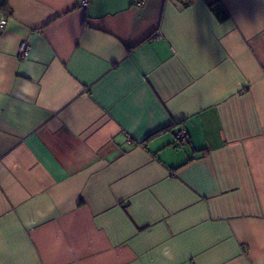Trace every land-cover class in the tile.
Masks as SVG:
<instances>
[{"label": "crops", "instance_id": "0c3cea01", "mask_svg": "<svg viewBox=\"0 0 264 264\" xmlns=\"http://www.w3.org/2000/svg\"><path fill=\"white\" fill-rule=\"evenodd\" d=\"M3 15L0 264H264V0Z\"/></svg>", "mask_w": 264, "mask_h": 264}, {"label": "built area", "instance_id": "2783aa9c", "mask_svg": "<svg viewBox=\"0 0 264 264\" xmlns=\"http://www.w3.org/2000/svg\"><path fill=\"white\" fill-rule=\"evenodd\" d=\"M137 4H140L143 0H134ZM89 0H76V5L81 8L85 9L88 6ZM7 17L5 15L0 17V29H2L6 24ZM28 48V43L26 41L21 42L19 46V55L23 56ZM175 139L179 142H185L188 139V136L184 129H178L175 132Z\"/></svg>", "mask_w": 264, "mask_h": 264}, {"label": "trees", "instance_id": "16d2710c", "mask_svg": "<svg viewBox=\"0 0 264 264\" xmlns=\"http://www.w3.org/2000/svg\"><path fill=\"white\" fill-rule=\"evenodd\" d=\"M179 142V141H178ZM186 142V141H185ZM185 142H180V143H185Z\"/></svg>", "mask_w": 264, "mask_h": 264}, {"label": "bare ground", "instance_id": "6f19581e", "mask_svg": "<svg viewBox=\"0 0 264 264\" xmlns=\"http://www.w3.org/2000/svg\"><path fill=\"white\" fill-rule=\"evenodd\" d=\"M186 132V131H185Z\"/></svg>", "mask_w": 264, "mask_h": 264}]
</instances>
